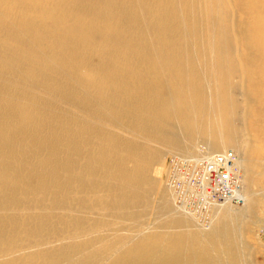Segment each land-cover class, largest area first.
<instances>
[{"label":"bare ground","instance_id":"6f19581e","mask_svg":"<svg viewBox=\"0 0 264 264\" xmlns=\"http://www.w3.org/2000/svg\"><path fill=\"white\" fill-rule=\"evenodd\" d=\"M228 149L242 203L176 208ZM259 179L264 0H0V264H255Z\"/></svg>","mask_w":264,"mask_h":264},{"label":"built area","instance_id":"2783aa9c","mask_svg":"<svg viewBox=\"0 0 264 264\" xmlns=\"http://www.w3.org/2000/svg\"><path fill=\"white\" fill-rule=\"evenodd\" d=\"M240 156L234 150L195 160H172L168 169V186L181 209L202 218L215 205L242 203Z\"/></svg>","mask_w":264,"mask_h":264},{"label":"rangeland","instance_id":"374dc122","mask_svg":"<svg viewBox=\"0 0 264 264\" xmlns=\"http://www.w3.org/2000/svg\"><path fill=\"white\" fill-rule=\"evenodd\" d=\"M236 124L240 125V122L236 121ZM199 146L203 147L202 144H199ZM228 150H232V149H228ZM174 154H169L165 157V161H164L165 164L162 167V169L157 173V176L161 179L162 187L165 188L168 192L170 200L172 199L171 198L172 195L170 194L171 193L170 190H168L169 184H167L168 183V169L170 167V164L172 163V160L175 159L176 157L186 158V157L174 156ZM179 155H182V154H179ZM256 197L258 199V205L255 211V214L252 218H249V220L246 221L248 230L245 233V242L248 243L253 248V251H254L253 258H254L255 264H264V180L263 179H259L257 181ZM173 205L176 208L181 209L179 204L174 200V196H173ZM196 217H197V220H199V222L203 220L200 216H198V214L196 215ZM150 221H152V218L150 219Z\"/></svg>","mask_w":264,"mask_h":264}]
</instances>
